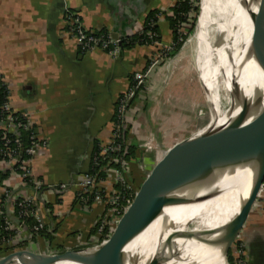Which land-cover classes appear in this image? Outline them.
Returning <instances> with one entry per match:
<instances>
[{
	"label": "crops",
	"instance_id": "1",
	"mask_svg": "<svg viewBox=\"0 0 264 264\" xmlns=\"http://www.w3.org/2000/svg\"><path fill=\"white\" fill-rule=\"evenodd\" d=\"M176 1L0 0V74L8 88L12 111L24 115L27 125L35 128L38 145L26 165L44 185L39 189L26 186L13 164L0 159V171L11 169L0 182V208L6 187L32 195L36 200L34 221L42 226L36 231L31 222L23 223L22 234L11 252L48 254L95 246L115 229L99 230L106 210L104 203L82 201L77 194L90 168L95 143H106L112 137L118 99L127 91L131 77L149 65L155 49L148 44L121 45L117 55L102 49L82 50L68 30L69 14L77 15L87 29L124 39L139 32L150 13L159 10L161 41L171 45L173 29L162 13H170ZM159 75L156 83L161 80ZM152 83L147 80L146 89L128 111L130 145L138 147V141L148 139L157 141L153 133L146 134L140 122L142 93L155 87ZM142 152H137L136 160L141 161V171L145 172L150 158ZM132 161L134 173L135 159ZM117 181V170L110 168L99 183L104 191H111ZM6 215L14 224L21 223L12 204H6ZM231 249L235 259L242 256L249 264H264V184Z\"/></svg>",
	"mask_w": 264,
	"mask_h": 264
},
{
	"label": "bare ground",
	"instance_id": "2",
	"mask_svg": "<svg viewBox=\"0 0 264 264\" xmlns=\"http://www.w3.org/2000/svg\"><path fill=\"white\" fill-rule=\"evenodd\" d=\"M200 1L201 14L186 46L194 49L197 69L203 76L208 74L209 90L216 97L210 123L222 125L236 118L243 103L252 112L264 97V29L252 13L258 5L255 0ZM234 105L236 109L231 110ZM257 167L253 159L187 167L180 194L196 199L165 207L126 246L125 264H147L160 247V238L174 230L182 233L164 264H226L223 239L249 194ZM97 249L81 248L61 259L38 255L31 260L34 264H89Z\"/></svg>",
	"mask_w": 264,
	"mask_h": 264
},
{
	"label": "water",
	"instance_id": "3",
	"mask_svg": "<svg viewBox=\"0 0 264 264\" xmlns=\"http://www.w3.org/2000/svg\"><path fill=\"white\" fill-rule=\"evenodd\" d=\"M255 1L258 5L252 13L264 29V0ZM114 38L117 36L114 35ZM259 38L257 33L253 36L256 44ZM234 109L236 105L231 108ZM250 159L257 161V173L246 200L235 220L230 223L223 239L227 264L229 250L243 231L264 183V97L254 111L250 112L243 103L239 114L230 122L222 125H212L209 122L189 137L175 143L166 156L147 174L132 204L109 238L99 245L87 246L98 248L89 264H125L126 246L158 218L165 207L194 201L196 197L180 194L186 185L187 167L205 164L208 161L226 164ZM202 196L205 194H201ZM181 233L180 230H174L166 237L160 238L161 245L147 264L167 262L170 248L172 249L174 240ZM87 247H76L48 254L16 251L1 257L0 264H34L31 258L37 255L61 259L72 251Z\"/></svg>",
	"mask_w": 264,
	"mask_h": 264
},
{
	"label": "built area",
	"instance_id": "4",
	"mask_svg": "<svg viewBox=\"0 0 264 264\" xmlns=\"http://www.w3.org/2000/svg\"><path fill=\"white\" fill-rule=\"evenodd\" d=\"M67 21L69 32L78 41L82 50L102 49L111 55H117L120 52L123 39L114 38L110 33L107 32L101 33L87 29L82 25L79 17L73 13L69 14ZM143 31L144 26L137 33H143ZM146 36L150 40L149 45L154 47L155 54L145 69L136 72L132 76L127 91L118 99V105L113 117L112 137L106 143H100V155L109 154L110 160L120 163L121 165L120 168L110 167L117 170V185H120V187L116 186V188L111 191H104V189H102L100 186V180H96V177L92 175L89 170H87L82 177L80 189L77 194V196H79L82 201H87L90 199L89 197H91L93 201L104 203L106 205V210L99 221L100 231H104L108 228L114 229L134 200V186L127 178L131 173L130 164L132 160H127L125 158L126 150L130 146V143L127 139V129H129L127 119L128 111L130 110L139 93L142 91L141 87L144 84L146 85V82L154 70V67L160 64L161 61L163 62L164 60L168 59V55L173 48V44H163L162 41L157 38L158 35L155 32L149 30L146 32ZM0 76L3 77L1 74ZM3 107L5 110L11 111L12 113L9 99ZM14 120V116L10 114L8 116L9 124L6 127L3 126V128L6 131H11V122ZM0 128H2V126ZM3 139H7V143L10 142V139L7 138L6 135L3 136ZM37 145L38 143L33 142V144L27 149V152L29 154H33L37 148ZM111 153H114L115 155H111ZM93 158L94 161H96L98 157L97 155H92L91 161ZM0 159L8 164H14L18 161L17 151L15 149H0ZM26 162L27 160H24L20 167L23 178H25L27 175H31ZM110 168H107L106 171H108ZM24 182L26 186H29L25 180ZM31 187H33V189H39L42 187V183L40 180L34 178ZM3 198L4 204L0 208V213L4 214L5 217L3 223L0 224V245L13 246L16 245L18 242V237L22 234L23 223H25L30 216L36 215V200L32 195H22L20 192H14L9 187L5 188ZM6 204H12L15 207L18 217L21 220L19 225L14 224L6 215ZM41 227V224L38 223L37 225L35 224L33 226V229L38 231ZM106 240L107 239H105V241ZM235 264H249V262L247 259L239 256L235 260Z\"/></svg>",
	"mask_w": 264,
	"mask_h": 264
},
{
	"label": "rangeland",
	"instance_id": "5",
	"mask_svg": "<svg viewBox=\"0 0 264 264\" xmlns=\"http://www.w3.org/2000/svg\"><path fill=\"white\" fill-rule=\"evenodd\" d=\"M200 14L201 1L199 17ZM194 31L189 35L177 54L169 56L168 59L161 61L160 64L154 67L149 80L150 82L153 80L152 84L155 87L142 93L144 102L141 104L143 111L140 122L143 123L142 128L146 130V134L153 133L157 136V141H149V139L138 141L140 144L138 152L140 153L142 150V156L150 158V165L146 166L147 170L145 172H142L140 168L141 161H137L136 157L134 158V173L131 171L127 177L134 186V198L146 175L166 156L168 150L175 143L204 127L212 118L211 105L216 97L209 90L212 89V86H209L208 74L203 76L199 73L195 62L194 49L186 46ZM210 69L213 70V67L210 66ZM223 70L226 72L225 67H223ZM164 74L166 76L165 83H163ZM158 75L161 80L156 83ZM141 89L143 91L146 89L145 84ZM222 92L226 93L225 91ZM237 100H240V98ZM132 164L133 161L130 165ZM142 166L145 167L143 164ZM13 252L0 253V258ZM227 264H229L228 260Z\"/></svg>",
	"mask_w": 264,
	"mask_h": 264
},
{
	"label": "trees",
	"instance_id": "6",
	"mask_svg": "<svg viewBox=\"0 0 264 264\" xmlns=\"http://www.w3.org/2000/svg\"><path fill=\"white\" fill-rule=\"evenodd\" d=\"M170 13H162L166 15V18L169 20L171 27L173 29V48L168 56H173L178 53V51L182 48L185 41L188 39L189 35L195 30L197 20L200 12V0H177L175 5L170 9ZM159 10L152 11L148 18L144 23V31L143 33H135L133 35H129L123 39L122 45L124 47H131L135 44H150L149 38L146 36L147 31H152L157 33V38L161 40L160 27L158 25V14ZM106 31H102L104 33ZM132 78V77H131ZM8 88L3 79L0 76V127L7 126L8 116L12 114L15 118L13 122H11V126L14 130L6 131L4 128H0V149L3 150H11L15 149L17 151L18 161L13 164V170L21 173V164L24 160L31 157V155L27 152V149L33 144V142L38 143V138L36 135L35 128L33 126H29L28 121L24 115L19 112L7 111L4 109V104L8 101ZM7 134H6V133ZM6 135L7 138L10 139V142L7 143V139H3V136ZM101 147L100 143L96 142L92 151V155H97V160L94 161V158L91 161V165L89 168V172L96 177V180H101L106 177V170L110 167L120 168V163H116L115 161L110 160L109 154L100 155ZM138 152V147L136 145H130L125 154V158L127 160H133ZM111 155H115L111 153ZM11 173V169L6 171H0V182H2L5 178H7ZM34 177L32 175H27L24 180L32 186ZM120 187V185H116ZM44 187V185H42ZM89 201H93L91 197H89ZM4 201V198H3ZM2 201V202H3ZM4 214L0 213V224L4 221ZM26 222H31L30 225L33 227L36 224L34 221V217L30 216ZM13 246L0 245V253H8L11 251ZM232 249L229 250L228 253V262L229 264H235V258L232 254Z\"/></svg>",
	"mask_w": 264,
	"mask_h": 264
}]
</instances>
